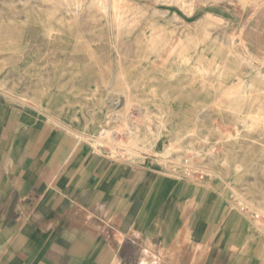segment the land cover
I'll return each mask as SVG.
<instances>
[{
  "label": "rangeland",
  "instance_id": "374dc122",
  "mask_svg": "<svg viewBox=\"0 0 264 264\" xmlns=\"http://www.w3.org/2000/svg\"><path fill=\"white\" fill-rule=\"evenodd\" d=\"M96 1L0 0V56L3 51H10L9 42L13 41L19 52L32 51L44 60L67 47L69 59H75L73 55L78 53L81 56L77 60L87 63L90 57L75 52L76 47L80 50L90 43L106 46L112 71L104 68V74L114 80L110 89L103 85L82 93L72 88V83H66L65 88L55 85L54 90L47 91L57 96L59 107L82 120L98 118L97 132L108 130L124 139L129 124L140 125L139 134L146 137L140 139L141 145L153 141L152 147L155 146L150 156L162 165L159 153H167L164 160L170 166H162L168 175L206 180L211 189L222 193L230 206L250 221L251 239L263 242L264 0L257 4H243L242 0H192L190 12L171 0ZM120 13H123L121 18ZM10 21L14 27H5ZM218 21L231 24L223 27ZM198 28L202 30L201 38L195 33ZM178 36L186 40V55L176 52ZM204 38L209 42L204 43ZM210 41L218 42L213 51L209 50ZM231 41L239 63L229 68L222 64L229 60L226 46ZM118 52L126 55L124 73L130 76V107L125 97L117 96L118 91H125L119 80ZM69 59L64 61L68 63ZM67 63L56 80L62 73L66 80L70 71ZM9 66L7 61L4 67ZM26 71L8 75L9 81L18 92L41 102L40 90L50 88L43 79H48L55 70L46 67L39 76L33 75L31 66ZM179 107L190 116L184 114L172 119L169 111ZM143 111L147 112L144 120ZM196 114L199 118L194 120ZM149 128L161 136L149 134ZM99 147L114 159L137 162L136 156L133 159L111 146ZM223 173L235 187L226 188L221 183L216 175Z\"/></svg>",
  "mask_w": 264,
  "mask_h": 264
},
{
  "label": "crops",
  "instance_id": "0c3cea01",
  "mask_svg": "<svg viewBox=\"0 0 264 264\" xmlns=\"http://www.w3.org/2000/svg\"><path fill=\"white\" fill-rule=\"evenodd\" d=\"M9 44L0 56V264H264V241L251 239L250 221L206 180L168 175L163 151L162 165L150 156L155 146L137 162L114 159L91 141L117 134L97 132L98 118L65 113L48 93L66 83L82 93L110 87L106 46L76 47L92 61L82 63L67 47L44 60ZM116 58L125 87L117 96L129 106L126 55ZM66 63V80H56ZM30 66L34 76L55 70L43 79L50 88L40 90L41 102L9 81ZM225 175L216 176L235 187Z\"/></svg>",
  "mask_w": 264,
  "mask_h": 264
},
{
  "label": "bare ground",
  "instance_id": "6f19581e",
  "mask_svg": "<svg viewBox=\"0 0 264 264\" xmlns=\"http://www.w3.org/2000/svg\"><path fill=\"white\" fill-rule=\"evenodd\" d=\"M98 1V0H97ZM96 1V2H97ZM121 1V0H120ZM124 1V0H123ZM123 1H122V3H123ZM127 1V0H126ZM165 1V0H164ZM170 1V0H169ZM168 1V2H169ZM172 1H176L177 2V4H179L180 6H182L181 8H185L186 10H188L189 12L191 11V6H192V0H171V2ZM100 2V1H99ZM114 2V1H113ZM163 2V1H162ZM242 2H243V4L245 3V4H247V3H254V4H257L258 2H259V0H242ZM102 3V2H101ZM106 3V2H105ZM121 3V4H122ZM103 4H104V2H103ZM103 4H102V6H103ZM169 4V3H168ZM58 5V4H57ZM107 5V4H106ZM106 5H105V7H106ZM101 6V5H100ZM179 6V7H180ZM249 6V5H248ZM73 9V8H72ZM101 9H103L102 7H101ZM263 9H264V7H263ZM119 10V9H118ZM256 10H257V7H256ZM69 11V10H68ZM105 11V10H104ZM122 11V10H121ZM122 12H124V11H122ZM261 12H263V11H261ZM68 13V12H67ZM116 13H117V11H116ZM166 13V12H165ZM186 13H188V12H186ZM192 13V12H191ZM121 14H123V13H120L119 14V17L121 18L122 17V15ZM158 14V13H157ZM260 15V14H259ZM262 16V15H261ZM117 17H118V15H117ZM126 17V16H125ZM134 17V16H133ZM132 17V18H133ZM135 18V17H134ZM136 19V18H135ZM135 19H134V22H135ZM118 20V19H117ZM114 24V23H113ZM131 24V23H130ZM187 24V23H186ZM198 24V23H197ZM132 25V24H131ZM195 27V26H194ZM193 30H194V28H193ZM196 31H197V35H198V37L199 38H201V36H202V30L200 29V28H198L197 30H195V33H196ZM157 33V32H156ZM158 34V33H157ZM181 35V34H180ZM184 35V34H183ZM164 36V35H163ZM188 36V35H187ZM258 36V35H257ZM171 37V36H170ZM164 38V37H163ZM169 38V37H168ZM157 39V38H156ZM176 39V38H175ZM202 39H203V37H202ZM173 41V40H172ZM259 41V40H258ZM204 43H206V42H209V40L207 39V38H204V41H203ZM202 42V43H203ZM211 43L210 44H212V46L211 47H209V50H214L215 49V46L216 45H218V42L217 41H210ZM244 43V42H243ZM173 44V43H172ZM175 44H176V52H177V54H183L184 52H185V55H186V52L188 51V47H187V43H186V40L183 38V37H180V36H178L177 37V39H176V41H175ZM220 44V43H219ZM222 45V44H221ZM237 45V44H236ZM153 46V45H152ZM200 47V46H199ZM219 47V49H220V51H221V47H223V45L220 47V45L218 46ZM217 47V48H218ZM154 48H155V45H154ZM225 48V47H224ZM226 48H227V54L229 55V60H227V61H224V64H222V65H228V67L229 66H234V65H237L238 63H239V58H238V56H237V54L235 53V51H234V49H233V41H231L229 44H227V46H226ZM223 49V48H222ZM191 50V49H190ZM195 51V50H194ZM216 51H217V49H216ZM260 51V50H259ZM215 52V51H214ZM191 53V52H190ZM193 53V52H192ZM191 53V54H192ZM218 53H219V51H218ZM222 53V52H221ZM174 54V53H173ZM176 55V54H175ZM184 56V55H183ZM223 56V55H222ZM212 57H214L215 58V56H212ZM211 57V58H212ZM217 57V56H216ZM160 59V58H159ZM177 59H179V58H177ZM182 59V58H181ZM216 59V58H215ZM223 59V58H222ZM221 59V60H222ZM226 59V58H225ZM228 59V58H227ZM211 60V59H210ZM213 60V59H212ZM220 60V61H221ZM162 61V60H161ZM222 62H223V60H222ZM166 63V62H165ZM175 64V63H174ZM226 67V66H225ZM248 67V66H247ZM230 68V67H229ZM229 68H228V70H229ZM249 68V67H248ZM225 68H223V70H224ZM233 69V68H232ZM245 69H247L246 67H245ZM202 70L203 69H201V67L199 68V72H202ZM210 70V69H209ZM13 71V70H12ZM52 71V70H51ZM207 71V70H206ZM206 71H205V73L204 74H206ZM211 71V70H210ZM239 72V71H238ZM249 72V71H248ZM231 73V72H230ZM201 74V73H200ZM209 74V73H208ZM242 75V74H241ZM246 75V74H245ZM207 78V77H206ZM240 78V77H239ZM243 78V77H242ZM243 79H245V78H243ZM257 79V78H256ZM263 79H264V77H263ZM230 80V79H229ZM236 80V79H235ZM254 81V80H253ZM259 81V80H258ZM229 82V81H228ZM249 82V81H248ZM229 84V83H228ZM252 84H253V82H252ZM102 85V84H101ZM94 86H96V85H94ZM247 86V85H246ZM109 87V86H108ZM118 94V93H117ZM109 95V94H108ZM120 95V94H119ZM122 95V94H121ZM113 99V98H112ZM129 100V99H128ZM130 101V100H129ZM130 104V103H129ZM131 105H129L128 107H130ZM140 108V107H139ZM215 109V108H214ZM32 110V109H31ZM160 111V110H159ZM66 113V112H65ZM159 114V113H158ZM184 114H188V117L190 116V114H189V112H187V111H185L184 110V108H172L170 111H169V116L172 118V119H179V117H181V116H183ZM113 115V114H112ZM110 116V115H109ZM129 117V116H128ZM147 118V112H145V111H143L142 112V117L141 118ZM154 117V116H153ZM157 117V116H156ZM150 119L152 118V117H149ZM199 117H197V114L195 115V117H194V120H196V119H198ZM260 118V117H259ZM143 120V119H142ZM116 121H117V119H116ZM128 121V120H127ZM137 121V120H136ZM105 122V121H104ZM111 122V121H110ZM147 122V121H146ZM148 122H150V121H148ZM135 123V122H134ZM147 124V123H146ZM161 125V124H160ZM149 126V125H148ZM161 127V132L163 131V126L161 125L160 126ZM139 128H140V125L138 126V125H134V124H129L128 125V127H126V130H125V133H126V139H124V138H122V135H116V136H109V135H107V136H109V138H108V140L107 141H104V140H102V139H100V138H97V139H94V140H92L91 142L95 145V146H111V147H113L115 150H118V151H121V152H123L124 154H127L128 156H131L132 158L134 157V156H139L140 154H142L143 152H146V153H148L150 150H151V148H152V146H153V141H150V142H148V144H145V145H141V141H140V139H138V137H139ZM157 128V127H156ZM145 129V128H144ZM148 131H150V132H152V130L149 128V130ZM145 132H147V131H144V133ZM158 132V131H157ZM160 132V131H159ZM113 133V132H112ZM174 133V132H173ZM176 134V133H175ZM83 135V134H82ZM147 135V134H146ZM152 135H154V136H156V137H158V136H161V134H153L152 133ZM95 136V135H94ZM83 137V136H82ZM92 137V136H91ZM93 138V137H92ZM144 138V137H143ZM192 138V137H191ZM107 139V138H106ZM148 140V139H147ZM169 148V147H168ZM101 150V149H100ZM114 150V151H115ZM168 151V150H167ZM213 151V150H212ZM170 152V151H169ZM166 152H163L162 153V157H163V160L165 159V157H166ZM210 154V153H209ZM208 154V155H209ZM170 155V154H169ZM209 157V156H208ZM134 159V158H133ZM138 160V159H137ZM163 162V161H162ZM190 170V169H189ZM222 177V176H221ZM223 178V177H222ZM222 180V179H221ZM228 180V179H227ZM235 191V190H234ZM241 201L242 202H245L243 199H241ZM249 206L251 207V208H253L254 210H256L259 214H263V212L261 211V210H259L258 208H256V207H253L252 205H250L249 204Z\"/></svg>",
  "mask_w": 264,
  "mask_h": 264
}]
</instances>
